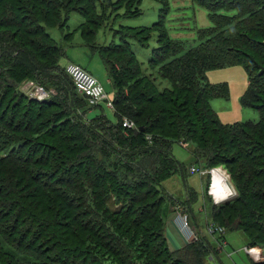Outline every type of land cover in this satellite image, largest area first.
<instances>
[{"label":"trees","instance_id":"16d2710c","mask_svg":"<svg viewBox=\"0 0 264 264\" xmlns=\"http://www.w3.org/2000/svg\"><path fill=\"white\" fill-rule=\"evenodd\" d=\"M100 1L0 0V7L12 5L0 17V264L217 259L224 236L169 246L162 184L173 176L186 184L187 170L173 156V144H192L197 165L224 168L230 176L236 196L213 205L210 222L242 233L246 247L264 249V0H192L208 12L212 26L197 31L196 48L173 58L170 52L184 47L166 32L168 0H158L159 20L152 26H120L110 45L96 46ZM141 1L117 0L113 7L124 6L136 17L139 8H131ZM72 14L82 16L77 30L83 44L105 66L114 121L103 114L105 104L89 107L60 66L65 50L47 29L62 32ZM153 34L157 47L147 65L171 85L162 90L130 47L135 42L147 48ZM233 66L247 74L241 104L258 113L257 123L224 124L211 107L212 99L228 98V87L207 83V72ZM25 82L56 94L30 99L20 89ZM124 118L134 128H124ZM135 171L131 181L118 176ZM187 190L182 205L192 211L199 197Z\"/></svg>","mask_w":264,"mask_h":264},{"label":"rangeland","instance_id":"374dc122","mask_svg":"<svg viewBox=\"0 0 264 264\" xmlns=\"http://www.w3.org/2000/svg\"><path fill=\"white\" fill-rule=\"evenodd\" d=\"M116 1L117 0H103L102 2L100 1L97 3V16L95 13L94 16L100 20L97 22V35L94 38V45L96 46L104 44L110 45L112 43L113 37L120 29V26L128 28H146L152 26L159 20L161 5L158 0H142L139 6L135 5L132 7V12L136 11L137 7L140 10H138L140 14L136 17H131L132 14L128 13L127 8L124 6L120 9H117L119 8L118 6L113 7V3ZM168 2L170 8L164 23L166 32L171 39L181 41L184 47L182 51L177 49V51L175 50L170 52L173 54L171 57L173 58L175 52L179 51L177 56H180L188 49L196 48L200 44V42L197 40V31L209 28L212 25L208 18V12L194 4L192 0H168ZM11 6L12 5L10 3L3 4L0 7V17L8 15L11 10ZM82 22L83 18L81 15L72 14L67 22V27H65L62 32L56 28L47 29V32L50 34V36L57 42L59 46L65 50V56L60 59V66H66L71 62L82 67L101 84L108 97L113 99L114 89L108 80L102 60L95 52L90 49V47L83 44L80 32L77 30V27L80 26ZM89 30L90 29H87V31ZM67 34L72 35L70 38H66ZM156 37L157 36L155 34L152 35L147 48H143L135 42H131L130 47L137 61L142 64V70L144 72L151 73L154 77L158 78L157 73L150 71L147 65L152 57V50L157 47ZM115 41L118 43V40ZM114 66L117 70H120L121 68V64L116 63ZM206 76L207 83L215 86L226 85L228 87L227 99L217 98L210 101L212 109L218 115L222 123H257L259 121V115L255 110L244 107L241 104V97L246 91L248 81L247 74L242 67L233 66L212 70L207 72ZM157 84L159 90L171 87L168 82L159 78ZM50 91L53 92L52 95L56 94L54 89ZM97 112L99 113V109L92 111V113ZM103 114L111 121H114L110 109H105L103 107ZM192 150V144H187L185 146H181L179 144L172 145L171 151L173 156L187 168L185 175L186 184L184 183L181 176H173L169 181L162 184V188L168 197V200L165 203V206H167L166 229L168 241L172 250L180 249V247H183L187 243V236L189 237L188 233L191 230L194 232V237L191 238L190 242L197 241L199 238L205 235V237L212 243L217 240L215 239L217 238L215 235H209L206 231L207 225L211 223L208 217L210 209L213 207V205H215L213 203L211 191L215 195V198H217L216 194L213 192V188L210 190L211 177L209 178L210 181H208V177L206 176L211 170H205L202 168L205 167L204 165L201 166L195 163V159L191 155ZM148 167L150 169H155L153 161H150ZM191 168L202 170V172L205 173L193 174L191 172ZM219 169L229 176L224 168H216V170ZM136 175L138 177L137 171L125 175L121 173L118 174V176H124V178L128 177V181L134 180ZM119 179L122 180L120 177ZM187 188L193 189L195 192H197L199 197V200L197 198V202L195 201V203L190 206L192 211H190L188 206L182 205L183 202H187ZM191 213H193L194 216V222L192 223L190 221V217L192 215ZM178 214L181 215V220L187 222L190 231H183L181 229L180 222L176 221V218L179 217ZM221 228L223 231L219 234V236H224V238L222 240L220 239L219 242L217 240L218 244H220L218 247L220 248L221 252L219 253L217 259L211 257L207 258L205 261L206 264H252V262L262 263L264 261V249L259 246L246 247L257 250L258 258H252L244 251L246 239L242 233L236 231L229 232L226 231L224 227ZM171 233L175 234L177 238L178 235H180L182 237L183 243H175L170 237ZM183 233L187 234L185 235V238ZM225 241L228 243V246Z\"/></svg>","mask_w":264,"mask_h":264},{"label":"built area","instance_id":"2783aa9c","mask_svg":"<svg viewBox=\"0 0 264 264\" xmlns=\"http://www.w3.org/2000/svg\"><path fill=\"white\" fill-rule=\"evenodd\" d=\"M65 72L71 79L76 92L84 97L91 108L98 107L99 105L105 104V107L112 110L113 109V102L112 99H110L105 93V90L101 86V84L86 70H84L82 67L74 64V63H68L65 66ZM21 91L28 96V98L36 100L38 102H42L45 100H48L53 92L45 90L40 85L31 83V82H25L20 87ZM123 127L127 129L134 128V124L129 121L128 119H123ZM216 171V169H213L208 172L209 176L211 177V186L210 190H212L213 186V172ZM191 172L193 174L201 173L204 174L205 172H202V170L191 168ZM225 174V173H224ZM226 175V174H225ZM227 183L230 187L233 189V195L232 198L236 196V191L233 188V186L230 184V178L228 175H226ZM211 196L213 199V203L215 205L221 204L223 202H219L215 195L211 191ZM178 218H176V221L180 222L181 229L183 231H188V225L186 221L181 220V215L178 214ZM180 219V220H179ZM186 220V219H185ZM190 231V230H189ZM206 231L209 235H215L219 236L220 233H222L223 229L215 224L209 223L206 227ZM189 237L187 236V241L190 242L191 238L194 237V232L191 230L189 233ZM185 238V233H183ZM244 251L247 255H249L252 258H258V253L256 249L253 248H244Z\"/></svg>","mask_w":264,"mask_h":264},{"label":"bare ground","instance_id":"6f19581e","mask_svg":"<svg viewBox=\"0 0 264 264\" xmlns=\"http://www.w3.org/2000/svg\"><path fill=\"white\" fill-rule=\"evenodd\" d=\"M212 188L219 202H226L232 198L233 189L227 183L226 175L220 169L213 172Z\"/></svg>","mask_w":264,"mask_h":264},{"label":"crops","instance_id":"0c3cea01","mask_svg":"<svg viewBox=\"0 0 264 264\" xmlns=\"http://www.w3.org/2000/svg\"><path fill=\"white\" fill-rule=\"evenodd\" d=\"M170 237L172 238V240L175 242V243H177V244H179V243H183V240H182V237L180 236V235H178V238L175 236V234H170ZM167 238H168V236H167ZM226 242V241H225ZM226 244H227V246H228V243L226 242ZM169 246H170V243H169ZM171 247V246H170ZM246 247V246H245ZM244 247V248H245ZM176 250V249H175Z\"/></svg>","mask_w":264,"mask_h":264},{"label":"water","instance_id":"95a60500","mask_svg":"<svg viewBox=\"0 0 264 264\" xmlns=\"http://www.w3.org/2000/svg\"><path fill=\"white\" fill-rule=\"evenodd\" d=\"M140 131H143V129H140ZM231 184V183H230Z\"/></svg>","mask_w":264,"mask_h":264}]
</instances>
